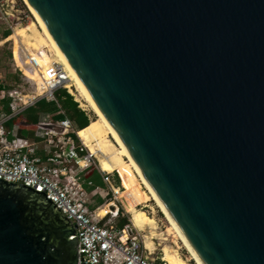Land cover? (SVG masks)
<instances>
[{
	"label": "water",
	"instance_id": "1",
	"mask_svg": "<svg viewBox=\"0 0 264 264\" xmlns=\"http://www.w3.org/2000/svg\"><path fill=\"white\" fill-rule=\"evenodd\" d=\"M27 1L204 264H264V0ZM74 234L0 179V264H79Z\"/></svg>",
	"mask_w": 264,
	"mask_h": 264
},
{
	"label": "built area",
	"instance_id": "2",
	"mask_svg": "<svg viewBox=\"0 0 264 264\" xmlns=\"http://www.w3.org/2000/svg\"><path fill=\"white\" fill-rule=\"evenodd\" d=\"M9 27L13 30L11 24ZM27 54L28 67L24 69L16 63L18 68L30 80L32 73H39L42 83L30 92L18 86L0 88V179L45 191L72 219L75 234L71 237L78 238L79 264H168L146 246L142 235L132 225L129 224L132 233L127 228L129 225L123 228L114 225L113 216L118 215V211L111 212L107 208L101 215L103 209L97 213L90 208L83 173L94 163L93 155L83 153L86 147L73 137L78 131L71 118L40 121L36 125L38 138L21 135L19 123L9 124L11 117L38 98L58 101L56 91L61 87L70 89L68 73L61 64L43 67L42 52ZM5 96L12 98L10 112L4 110ZM103 172L114 194L112 202L121 201V188L114 186L110 172Z\"/></svg>",
	"mask_w": 264,
	"mask_h": 264
},
{
	"label": "rangeland",
	"instance_id": "3",
	"mask_svg": "<svg viewBox=\"0 0 264 264\" xmlns=\"http://www.w3.org/2000/svg\"><path fill=\"white\" fill-rule=\"evenodd\" d=\"M9 24L13 27L12 34L7 38H4L3 32L7 28H10ZM22 30H26V36H20V32ZM35 40L39 41V47L33 43L36 42ZM30 52L39 54L40 52L43 53V59L41 60L43 67H48L50 64L54 63L62 65L52 47L48 45L46 39L43 38L41 28L26 2L24 0H0V86H18L26 92H30V90L34 91L36 87L41 85L42 78L39 73H32L30 75V80L22 74L16 64L19 63L24 69H26L28 67L26 64V57L28 55L27 53ZM46 56L49 57V60ZM67 83L70 85L69 87L71 90L74 89V80H68ZM66 89L73 94L75 99L79 102L80 107L84 108L89 113L91 119L96 118L94 111L88 105L87 107L82 106L81 102L77 99L76 94L70 89ZM109 139H111L115 148H118V145L110 134ZM79 141L87 148L88 153L93 155L96 165L100 166L99 154L96 153L92 146H86L80 137ZM128 169L132 170L136 176L137 182L139 183L140 189L147 194V198L144 201L136 199L132 190H128L126 183L123 182L121 173ZM116 172L119 173L121 179V189L119 192V199H121V201L116 200L115 203H112L111 205H122L125 215H128L130 218H132L133 209H142L155 219V223L153 225H149L150 227L145 226L144 229H140L138 232L141 233L145 243L146 240L153 241V248L150 249L154 251L156 255L163 257L164 259L165 248L168 247L169 251L178 254L190 263L197 264L188 248H186L183 241L180 239L177 231L172 227L160 207L157 205L156 201L151 196L149 190L145 186L141 177L138 176L139 174L130 161L126 159V163L111 171L113 183V176ZM112 194L111 197L109 196L108 198L109 201L114 200V194ZM164 260L167 261L166 259ZM167 263L170 264L168 261Z\"/></svg>",
	"mask_w": 264,
	"mask_h": 264
},
{
	"label": "bare ground",
	"instance_id": "4",
	"mask_svg": "<svg viewBox=\"0 0 264 264\" xmlns=\"http://www.w3.org/2000/svg\"><path fill=\"white\" fill-rule=\"evenodd\" d=\"M35 16V20L39 24L43 38L46 39L48 42V45H50L56 53L57 58L62 63L64 69L67 71V76L69 80H74V89L71 91L76 94L77 99L81 102L82 106L87 105L94 111L96 118H92L91 122L88 126L79 129L78 135L83 141V143L86 146H92L93 149L96 151L97 154H99V161L100 166L103 170L106 171H113L117 169L119 166L126 163V159L130 161V163L134 166L138 176L141 177L142 181L144 182L145 186L149 190L151 196L156 201L157 205L160 207L162 212L164 213L165 217L168 219L172 227L177 231L180 239L183 241L184 245L190 253L193 256V259L196 260L197 264H204V262L201 260V258L196 253L193 246L188 241L187 237L179 227V225L176 223V221L173 219L169 211L166 209V207L163 205L157 194L155 193L152 186L149 184L147 179L144 177L141 169L139 166L135 163L134 159L132 158L131 154L127 150L125 144L119 137L117 131L113 128V126L108 122V120L105 118L99 107L97 106L96 102L94 101L93 97L91 96L90 92L88 91L87 87L79 77V75L76 73L74 68L69 63L68 59L66 58L63 51L59 48L57 45L55 39L52 37L51 33L49 32L45 22L42 20V18L39 16V14L36 12V10L33 8L31 4L27 0H24ZM31 27V26H30ZM29 27V28H30ZM33 27V26H32ZM28 28V29H29ZM27 30V29H26ZM26 30H22L20 32V36L24 35L26 36ZM29 33V31H28ZM33 35V34H32ZM39 37V36H38ZM33 39V38H32ZM39 39V38H38ZM34 41V40H32ZM36 41V40H35ZM34 44L38 45L40 44L39 41L33 42ZM36 48V46H35ZM71 84V83H70ZM109 134L114 138V141L118 145V148L114 146V144L111 142V139H109ZM113 140V139H112ZM121 176L123 178V182L126 183L128 190H132L133 194L135 195V198L139 201H144L147 198V194L143 192L140 187L139 183L136 180L135 174L132 172L131 169L126 170L125 172L121 173ZM131 221L133 224L138 227L139 229H144L145 226L153 225L155 223V219L147 214L145 210L142 209H133L132 211V218ZM134 226V227H135ZM150 227V226H149ZM153 227V226H152ZM147 247L153 248V241L146 240ZM164 259H166L170 264H191L186 259L182 258L178 254H175L171 251H169L168 247L165 248L164 253Z\"/></svg>",
	"mask_w": 264,
	"mask_h": 264
},
{
	"label": "trees",
	"instance_id": "5",
	"mask_svg": "<svg viewBox=\"0 0 264 264\" xmlns=\"http://www.w3.org/2000/svg\"><path fill=\"white\" fill-rule=\"evenodd\" d=\"M11 34H12V29L7 28L3 32V37L7 38ZM16 57H17V53H16ZM48 58L49 57H47V59ZM12 87L13 86H9V85L0 86V88L3 89H10ZM56 94L58 101L49 100L45 97H40L33 104L27 106L22 112L11 117L8 120L10 121L9 124L12 125L15 122L23 121L20 124V134L32 138H38L36 136V129H37L36 125L41 121L40 115L42 113L47 114L53 120H59V119L62 120L64 117L68 116L75 122L78 130L90 124L91 118L89 113L85 109L80 107L79 102L75 99L72 93H70L66 88L61 87L56 91ZM11 99H12L11 97L5 96L2 100L4 103V110H6L7 112L11 111L9 105ZM73 137L75 138L76 142L80 144L78 134L73 133ZM82 152L83 153L88 152L87 148H85ZM91 178H93V180L96 179L95 176ZM114 180L117 184L121 186V179L118 172L115 173ZM123 212L124 210L121 207L120 210L118 211L119 218L114 223V225L119 228L126 227L128 224L131 223L129 216L125 215Z\"/></svg>",
	"mask_w": 264,
	"mask_h": 264
},
{
	"label": "crops",
	"instance_id": "6",
	"mask_svg": "<svg viewBox=\"0 0 264 264\" xmlns=\"http://www.w3.org/2000/svg\"><path fill=\"white\" fill-rule=\"evenodd\" d=\"M46 119L53 120L47 114H43L42 113L40 115V120L43 121V120H46ZM21 122H23V121H21ZM21 122H15V123L21 124ZM74 124H75V122H74ZM75 126H76V124H75ZM76 128H77V126H76ZM77 131H78V129H77ZM77 134H78V132H77ZM93 162L94 163L90 167H88L84 171V173H83L84 186H85V188H86V190L88 192L89 206H90V208L93 209L94 211H96L97 213H98V211H100L101 209H103L100 212L101 215H103L105 213V211H106L107 208L108 209L110 208V211L111 212L119 211L120 208L122 207V205L121 206L120 205H118V206H115L114 205L115 210L114 211L111 210V207H113V205H111V204L113 202L112 201H109L108 198H109V196L111 197V194L113 192H112V189H111V185L107 181H105V179H104V172L103 171H106V170L101 169V167L99 165L97 166L96 165V162L94 161V159H93ZM109 172L111 173V171H109ZM94 176H95L96 179L93 180V178H91V177H94ZM114 178H115V175L113 176V179ZM113 184H114V186L120 187V185L117 184L115 182V180H114V183ZM117 207H118V209H117ZM110 216H111V214H109L107 216V218L110 217ZM113 217H114L113 218V223H115L118 220V218H119V214L116 215V216H113ZM129 219L131 221V218L130 217H129ZM130 225L133 226V229L134 230H136V229H137V231L140 230L138 227H136L135 225H133V222L132 221H131Z\"/></svg>",
	"mask_w": 264,
	"mask_h": 264
}]
</instances>
